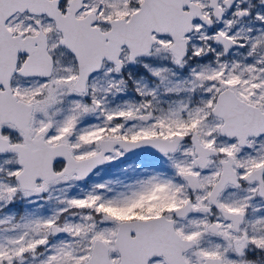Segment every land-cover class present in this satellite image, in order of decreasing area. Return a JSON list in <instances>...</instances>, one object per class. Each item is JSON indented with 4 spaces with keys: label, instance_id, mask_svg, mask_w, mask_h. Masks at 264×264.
<instances>
[{
    "label": "snow or ice",
    "instance_id": "snow-or-ice-1",
    "mask_svg": "<svg viewBox=\"0 0 264 264\" xmlns=\"http://www.w3.org/2000/svg\"><path fill=\"white\" fill-rule=\"evenodd\" d=\"M0 264H264V0H0Z\"/></svg>",
    "mask_w": 264,
    "mask_h": 264
}]
</instances>
